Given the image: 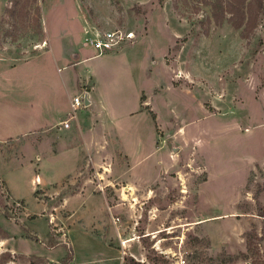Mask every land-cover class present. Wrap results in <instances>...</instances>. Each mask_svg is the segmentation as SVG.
<instances>
[{"label": "rangeland", "instance_id": "obj_1", "mask_svg": "<svg viewBox=\"0 0 264 264\" xmlns=\"http://www.w3.org/2000/svg\"><path fill=\"white\" fill-rule=\"evenodd\" d=\"M249 1L0 0V264H109L107 249L264 264V8L247 32ZM117 27L134 41L89 58ZM57 132L80 159L52 155Z\"/></svg>", "mask_w": 264, "mask_h": 264}, {"label": "built area", "instance_id": "obj_2", "mask_svg": "<svg viewBox=\"0 0 264 264\" xmlns=\"http://www.w3.org/2000/svg\"><path fill=\"white\" fill-rule=\"evenodd\" d=\"M135 37V31L117 27L107 31L94 32V35L87 39L86 46L95 52L93 57H97L120 47L126 42L134 41ZM88 105H90V96L88 91L73 97L71 103L72 110L74 112H76L79 108L86 107ZM63 124L65 128L70 127L69 121H65ZM184 262L185 260L182 259L181 264Z\"/></svg>", "mask_w": 264, "mask_h": 264}, {"label": "crops", "instance_id": "obj_3", "mask_svg": "<svg viewBox=\"0 0 264 264\" xmlns=\"http://www.w3.org/2000/svg\"><path fill=\"white\" fill-rule=\"evenodd\" d=\"M93 56H90L89 58H92ZM60 67L58 68V70L60 71ZM19 74H15V75H13L12 77L14 78V79H17V77H19L18 76ZM17 76V77H16ZM14 83H16V81H14ZM73 98V97H72ZM72 98L70 99V109H71V103H72ZM94 102V101H93ZM90 104H91V99H90ZM70 111V110H69ZM69 111H68V113H69ZM64 121V120H63ZM60 122H62V121H60ZM103 123V122H102ZM51 124H55V123H51ZM51 124H47L46 126H42V127H38V126H36L35 128H32V129H28V130H24L23 132H18V130H16L17 132H15V134H12V133H9V135L7 136V138H12V137H18V136H21V135H26V134H29V133H32V132H38V131H40V130H42V129H44V128H46L48 125H51ZM103 125L105 126V123H103ZM115 124L114 123H112V127L113 128H117V127H115L114 126ZM34 127V126H33ZM69 128H71V124H70V127ZM69 128H63V129H69ZM83 128V126H82V123L81 122H78L77 124H76V130H74V131H72L74 134H73V136L72 137H74V135H76L81 129ZM11 130H13V129H11ZM57 134H58V132H57ZM57 136H60L59 137V146L60 147H57L55 150H52V155L54 156V157H56V158H62V157H65V156H69L72 160H74V161H77V159H80L79 158V156H78V151H80V149L79 150H73V149H71L70 150V148L71 147H64V145H62L61 146V144H63L64 143V141L66 140V136H64V135H57ZM64 137V138H63ZM68 139V138H67ZM39 144V143H38ZM23 145V146H22ZM21 146L23 147V149H27L28 151H31V153H34V152H36V157L39 155V152L41 151V150H44V147L42 148V146L43 145H36L34 142H23V144H21ZM81 151H82V149H81ZM22 157H25V156H22ZM35 176V178L37 177V175L35 174L34 175ZM63 178V177H62ZM62 178H60L58 181H56V183H59V182H61L62 181ZM56 183H52V184H56ZM132 186V185H131ZM137 186V185H136ZM130 240H133V238L132 239H130ZM129 241V240H128ZM61 247V246H60ZM58 249H60V248H58ZM49 249H45V251L46 252H50V251H48ZM108 250V262H109V264H125V257H123V258H121V256H120V253H118L117 251H113V250H109V249H107ZM114 250H116V249H114ZM40 254H42L43 256H46L47 257V259L48 258H50V256H48V255H44L43 253H40ZM132 254H134V253H132ZM74 262V261H73ZM73 264V263H72Z\"/></svg>", "mask_w": 264, "mask_h": 264}, {"label": "trees", "instance_id": "obj_4", "mask_svg": "<svg viewBox=\"0 0 264 264\" xmlns=\"http://www.w3.org/2000/svg\"><path fill=\"white\" fill-rule=\"evenodd\" d=\"M247 0H244V2ZM247 8L246 9V15H247V21L245 23V30L247 32L253 31L256 27L257 21L259 19V15L261 11L263 10V0H250L247 2ZM245 5V6H246ZM243 15H245L243 13ZM241 26V25H238ZM70 260L68 257L66 258V261Z\"/></svg>", "mask_w": 264, "mask_h": 264}]
</instances>
